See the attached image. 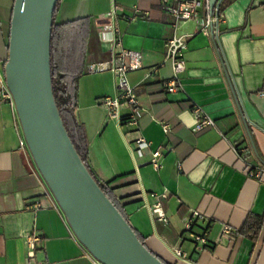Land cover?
Segmentation results:
<instances>
[{
    "label": "crops",
    "instance_id": "obj_1",
    "mask_svg": "<svg viewBox=\"0 0 264 264\" xmlns=\"http://www.w3.org/2000/svg\"><path fill=\"white\" fill-rule=\"evenodd\" d=\"M228 1L219 11L215 38L199 31L204 6L177 28L188 46L176 92H166L163 85L172 75L164 51L173 29L159 0H61L54 17L58 24L90 20L75 110L87 138L89 165L146 247L168 264H264V223L255 241L236 233L248 214L264 216V174L248 175L249 167L264 165V0ZM13 2L0 0V69L8 54ZM113 9L122 47L142 55V68L127 74L143 108L139 133L109 118L99 104L101 97L117 93L112 74L90 70L111 55L99 25ZM192 104L215 125L194 130ZM118 112L124 118L129 108L122 105ZM138 135L150 142L141 156L134 152ZM21 136L15 107L0 99V264H94L28 148L20 145ZM240 140L249 148L244 157L234 149ZM158 148L161 166L155 169L149 160ZM156 203L166 222L156 217ZM193 211L204 216L194 226L205 232L204 248L185 232L184 221ZM224 224L235 230L234 239L222 235ZM29 237L34 238L32 256ZM176 248L184 256H177Z\"/></svg>",
    "mask_w": 264,
    "mask_h": 264
},
{
    "label": "water",
    "instance_id": "obj_2",
    "mask_svg": "<svg viewBox=\"0 0 264 264\" xmlns=\"http://www.w3.org/2000/svg\"><path fill=\"white\" fill-rule=\"evenodd\" d=\"M221 1L209 0L211 14ZM56 2L14 0L8 54L3 66L33 162L77 239L94 258L103 264H166L140 241L130 223L102 191L60 117L50 70ZM215 34L211 32L214 38ZM224 69L237 100L230 74L225 66ZM245 126L250 137L246 120Z\"/></svg>",
    "mask_w": 264,
    "mask_h": 264
},
{
    "label": "built area",
    "instance_id": "obj_3",
    "mask_svg": "<svg viewBox=\"0 0 264 264\" xmlns=\"http://www.w3.org/2000/svg\"><path fill=\"white\" fill-rule=\"evenodd\" d=\"M159 4L164 12L171 17V27L173 29L172 35L167 38L165 42L164 59L170 61L172 75L169 79L163 82L166 92H176L181 89L180 74L186 69V62L184 53L187 49V36L176 34V30L183 22L196 18L199 9L204 6L206 10V17L199 24V31L203 33L214 32L217 33V23L219 21V7L215 8L211 14L209 11V0H159ZM218 12L217 14L215 12ZM138 10L135 9V15ZM116 15V10L113 9L106 12L101 18L107 19L100 23L99 34L103 41L110 44V57L107 60L101 61L93 65L90 70L96 72L109 71L115 82L117 93L110 97L104 96L99 99V104L106 110L107 115L111 119H117L120 123L134 128L135 132L139 133V118L142 115L143 108L137 96V92L133 86L128 83L127 74L142 68V55L139 51L126 49L122 47L121 31L112 21ZM0 99L8 102L11 106L15 107L13 96L6 84L4 71L0 69ZM125 105L129 108V113L126 117H119V108ZM191 109L196 117L194 130H202L209 126H214L215 121L210 116L206 115L202 108L196 104H192ZM19 120V119H18ZM20 123V122H19ZM165 131L168 130L166 123H163ZM21 126V125H20ZM22 129V128H21ZM23 133V132H22ZM21 146L28 148L24 135L21 136L19 141ZM134 152L137 156H141L143 152L150 147V142L143 136L138 135L133 140ZM171 149V147H168ZM234 149L238 155L244 157L248 154L249 148L244 145L242 140L234 144ZM29 150V149H28ZM162 157L161 149L151 151L149 163L153 168L158 169L161 166L160 158ZM264 174V165H257L249 167L248 175L258 178ZM49 190V188H48ZM50 192V190H49ZM51 193V192H50ZM153 211L156 217L166 222V215L159 203L153 206ZM204 216L198 212L193 211L184 221L185 232L194 241L196 246L204 248L208 246L205 232L198 233L194 230L195 223L198 219H203ZM235 230L229 225L224 224L222 228V235L234 239ZM29 248L28 255L32 256L34 247V238H28ZM175 254L177 256H184V253L176 248ZM94 264H103L90 254Z\"/></svg>",
    "mask_w": 264,
    "mask_h": 264
},
{
    "label": "trees",
    "instance_id": "obj_4",
    "mask_svg": "<svg viewBox=\"0 0 264 264\" xmlns=\"http://www.w3.org/2000/svg\"><path fill=\"white\" fill-rule=\"evenodd\" d=\"M60 1L61 0H57L54 8L50 41V70L52 91L55 102L68 135L83 163L102 191L106 194V196H108L119 212L127 220L121 204H119L115 199L107 183L99 180L90 168L88 161L87 138L83 128L75 119L78 81L83 71L90 20L89 18H81L62 24L55 23L54 17ZM228 2V0H222L219 5V11H221L228 4ZM4 63L5 60L2 64L3 66ZM262 223H264V216H258L250 213L246 216L240 229L236 230V233L247 236L255 241L258 232L261 229ZM135 233L140 241L144 243L141 236H139L136 231Z\"/></svg>",
    "mask_w": 264,
    "mask_h": 264
}]
</instances>
